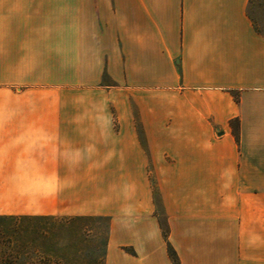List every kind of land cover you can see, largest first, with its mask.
I'll list each match as a JSON object with an SVG mask.
<instances>
[{
    "label": "crops",
    "instance_id": "obj_1",
    "mask_svg": "<svg viewBox=\"0 0 264 264\" xmlns=\"http://www.w3.org/2000/svg\"><path fill=\"white\" fill-rule=\"evenodd\" d=\"M249 3L0 0V217L107 218L104 264H264Z\"/></svg>",
    "mask_w": 264,
    "mask_h": 264
},
{
    "label": "rangeland",
    "instance_id": "obj_2",
    "mask_svg": "<svg viewBox=\"0 0 264 264\" xmlns=\"http://www.w3.org/2000/svg\"><path fill=\"white\" fill-rule=\"evenodd\" d=\"M248 14L264 34V0H250ZM156 202L168 229L158 196ZM108 238L107 218L0 217V264H104Z\"/></svg>",
    "mask_w": 264,
    "mask_h": 264
},
{
    "label": "trees",
    "instance_id": "obj_3",
    "mask_svg": "<svg viewBox=\"0 0 264 264\" xmlns=\"http://www.w3.org/2000/svg\"><path fill=\"white\" fill-rule=\"evenodd\" d=\"M236 136H237V138L239 137L238 133H236ZM13 218H15V217H13ZM162 230H163L164 237L168 240V234H169L168 233L169 232L168 229L163 226ZM168 247L170 249L171 257L174 259L175 262H177V256H176L175 251L173 250V248H172V246L170 244H168Z\"/></svg>",
    "mask_w": 264,
    "mask_h": 264
}]
</instances>
